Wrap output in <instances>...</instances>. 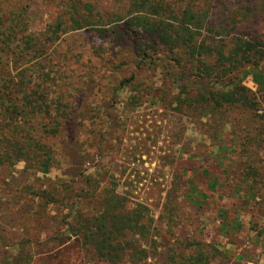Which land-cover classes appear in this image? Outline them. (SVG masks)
<instances>
[{"label": "rangeland", "instance_id": "374dc122", "mask_svg": "<svg viewBox=\"0 0 264 264\" xmlns=\"http://www.w3.org/2000/svg\"><path fill=\"white\" fill-rule=\"evenodd\" d=\"M130 1L0 0L1 21L15 25L9 79L24 71L42 90L49 73L48 97L76 115L44 135L51 124L30 113L29 137L42 135L52 158L0 162V263L106 264L77 228L110 202L135 220L120 264H264V90L249 76L252 106L209 105L213 56L174 53L130 22L201 10L207 28L194 40L215 48L233 12L231 35L264 42V0Z\"/></svg>", "mask_w": 264, "mask_h": 264}, {"label": "trees", "instance_id": "16d2710c", "mask_svg": "<svg viewBox=\"0 0 264 264\" xmlns=\"http://www.w3.org/2000/svg\"><path fill=\"white\" fill-rule=\"evenodd\" d=\"M131 1L132 6L137 9L142 7L139 0ZM227 5L226 1L224 7ZM148 8H151L159 17L162 13L168 12L161 6H156L154 9ZM142 18L136 17L130 22L140 26L142 31L147 32L158 42L166 44L172 52L177 53L175 51L181 49L180 52L184 57L188 55L196 57L203 52L213 56L212 66H204L206 74L218 80L217 88L209 92L206 97L205 102L209 105L239 108L252 106L249 90L242 84V81L249 76L256 86L264 90V42H260L252 35H231L232 28L237 25L233 12L224 13L220 21V36L223 40L219 47L215 48L205 42L197 44V40H194L201 29L207 28V17L201 10L186 8L179 14L167 17L173 18L174 23L162 17L149 25ZM242 18L245 19V15H242ZM14 30V24L8 23L4 26V22L0 19V118L4 122L0 124V162L13 164L24 161L28 164H46L48 158H52V153L49 154V147L40 145L38 139H41L42 135L29 137L32 132L30 128H36L29 123L30 113L43 116V119L47 121L45 123L51 124L52 129L48 131L45 128L41 133L44 135L58 134L65 124L73 122L76 115L72 106L60 96L53 99L48 97L49 89L54 85L53 83H57L55 77L49 76V73L42 75V81H40L44 83L42 90H32L28 87V82L31 80H26L24 71L18 74V82L15 83L9 79L11 74L8 68L11 60L6 58H9L8 49L14 50L8 43L9 37L14 35ZM47 40L50 39L47 38ZM25 47L24 45L19 48L20 58L26 54ZM2 56L5 58L3 61ZM227 78L228 81H226ZM45 166L47 165L39 166L38 170L48 172ZM115 208L116 205L109 202L97 219L86 218L83 220V225L80 223L81 227L77 228L81 232L84 244L92 246L96 257L106 264L121 263L124 247L119 238L124 232L133 230L135 224L132 218L115 213ZM130 256L136 257V252L132 250Z\"/></svg>", "mask_w": 264, "mask_h": 264}, {"label": "crops", "instance_id": "0c3cea01", "mask_svg": "<svg viewBox=\"0 0 264 264\" xmlns=\"http://www.w3.org/2000/svg\"><path fill=\"white\" fill-rule=\"evenodd\" d=\"M263 262V260H261Z\"/></svg>", "mask_w": 264, "mask_h": 264}]
</instances>
